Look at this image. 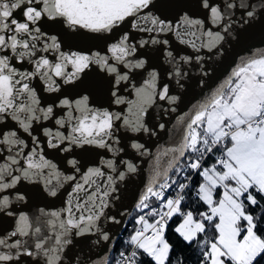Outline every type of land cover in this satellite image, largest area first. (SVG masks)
I'll return each instance as SVG.
<instances>
[{
    "label": "snow or ice",
    "instance_id": "obj_1",
    "mask_svg": "<svg viewBox=\"0 0 264 264\" xmlns=\"http://www.w3.org/2000/svg\"><path fill=\"white\" fill-rule=\"evenodd\" d=\"M171 6L163 0H0V223L13 222L10 231L0 230V264H92L82 255L84 248L91 235L109 240L99 222L118 223L106 209L117 182L136 171L122 156L128 148L149 154L137 138L156 134L145 122L148 110L158 101L169 107L178 102L170 82L182 88L183 67L193 62L191 55L174 54L169 39L160 37L172 35L196 53L206 49L222 56L225 44L238 42L246 30L264 22V0H194L203 18L186 10L170 18L164 10ZM133 31L147 37L136 39ZM76 41L95 43L79 47ZM202 59L195 56L197 64ZM96 94L106 98L108 107L96 105ZM190 112L180 118L179 144L163 153L171 154L164 182L159 190L153 188L161 176L157 170L137 207L148 208L149 196L159 200L177 184L169 170L191 169L202 178L196 195L207 211L199 212L200 219L192 211L182 213L179 193L162 202L161 211L149 213L158 216L155 222L139 216L136 223L142 228L129 240L133 250L121 253L119 264H138L141 256L150 264H166L171 245L165 229L177 213L183 220L175 231L185 241L193 242L208 229L214 232L200 242V264L264 260V213L250 211V206L264 208V48L241 57ZM48 121L54 130L43 127ZM34 126L42 128L49 149L91 151L98 159L84 168L70 155L68 170L60 168L33 135ZM125 139L128 143L122 144ZM218 147L214 163L202 168ZM188 153L196 158L180 164ZM66 186L70 191L63 207L27 208L31 197H56Z\"/></svg>",
    "mask_w": 264,
    "mask_h": 264
},
{
    "label": "water",
    "instance_id": "obj_2",
    "mask_svg": "<svg viewBox=\"0 0 264 264\" xmlns=\"http://www.w3.org/2000/svg\"><path fill=\"white\" fill-rule=\"evenodd\" d=\"M163 2L172 5L164 10L170 18L175 17L181 10L189 11L194 16L203 18V14L194 7V0H163ZM125 29L130 30V25H125ZM131 35L136 39H139L141 36L147 37L145 33L134 31L131 32ZM160 38L169 39L174 54L191 55L193 62L183 67V71L187 73V76L181 81L183 84L182 88L175 84L174 79L170 82V94L179 96L180 99L178 102L169 107L165 102L158 101L157 104L148 110L145 122L156 134L139 133L137 134V138L149 150V154L140 155L128 148L122 156L124 159L131 160L136 166V171L126 173L124 180L117 182L115 185L116 191L111 195L110 206L106 209V215L114 216L118 223H113L106 218H102L99 222L102 231L108 233L109 240L105 241L100 239L98 235H91L88 241L89 246L84 248L82 255L87 256L92 264H108L110 254L119 233L123 230L126 221L130 218L133 211L138 208L137 204L141 196L145 194L146 188L150 185L157 170L161 172V176L157 178V183L152 186L154 187L164 180L163 171L171 159V154L164 156L163 153L167 148L178 145L182 138V128L184 125L181 124L180 118L186 113L191 114L190 110L193 106L201 102L211 90L216 88L229 75L241 57H246L252 52L264 48V22L257 23L246 30L238 42L232 41L225 44L224 54L222 56H217L215 53L210 54L206 49H201L199 53H196L192 48L179 44L172 35L161 36ZM75 43L79 47H88L91 43L95 42L76 41ZM196 55L203 57L199 64L195 61ZM166 69L167 65H163L160 69L162 72V80L165 82H167ZM36 83L37 81H33L34 86ZM41 95L42 98L48 100L47 93H41ZM94 99L97 106L108 107L107 100L103 96L96 94ZM165 108L168 110L165 111ZM172 108H175V111H172ZM113 109L120 110L116 106H113ZM7 122L13 123L10 120ZM161 123L165 124L164 129L158 127ZM42 124L43 127H50L54 130L53 122H42ZM121 133H123V129H121ZM23 135L27 138L26 134ZM33 135L40 137L47 157L52 159L62 169L68 170L66 158L70 155L76 156L84 168L90 166L93 161L98 159L91 151L84 152L80 149H75L73 153L66 154L60 153L58 150L49 149L40 126H34ZM127 143V139L122 141V144ZM157 166H159V169ZM120 170L123 171L124 168L121 166ZM67 191H70V188L66 186L58 192L56 197L33 196L29 199L27 208L32 211H35L38 207L59 209L63 207V203L67 197ZM12 223L11 218L0 223V230L7 229L10 231ZM80 247V245H76L78 254Z\"/></svg>",
    "mask_w": 264,
    "mask_h": 264
},
{
    "label": "trees",
    "instance_id": "obj_3",
    "mask_svg": "<svg viewBox=\"0 0 264 264\" xmlns=\"http://www.w3.org/2000/svg\"><path fill=\"white\" fill-rule=\"evenodd\" d=\"M220 154V148L218 147L212 155L209 156L208 160L205 163V167L212 165L215 161L216 156ZM184 160V159H182ZM181 160V161H182ZM199 174L195 177L194 185L198 186L200 182ZM184 199L181 202V208L184 210L192 211L195 216L199 217V212L207 211V206L203 204L202 201H199L198 197L192 196V187H189L184 193ZM264 205V201L261 202ZM250 211L253 215L259 216L264 213V208L260 206L251 207ZM139 213V208H136L131 214L130 218L125 223L124 232L130 233L131 228L137 225V216ZM183 218H180L178 214H174L171 219H168L166 229H165V238L171 245V251L169 253V258L166 261V264H200L201 255L200 242L205 239H211L214 235V232L211 229H208L205 233L198 234L196 240L193 242H188L180 236L179 233L175 231L177 225L182 221ZM261 234H264V227L261 228ZM120 239H117L114 243V247L109 257L108 264H114L117 253L120 249ZM138 264H150V258L141 256ZM260 264H264V260H261Z\"/></svg>",
    "mask_w": 264,
    "mask_h": 264
},
{
    "label": "built area",
    "instance_id": "obj_4",
    "mask_svg": "<svg viewBox=\"0 0 264 264\" xmlns=\"http://www.w3.org/2000/svg\"><path fill=\"white\" fill-rule=\"evenodd\" d=\"M212 154L213 153L209 154L205 158V160H204V162L202 164V168L205 166L206 161L208 160L209 156L212 155ZM189 156H192L193 159L196 158L191 153H188L183 158L184 160L180 161V164H184L187 161ZM177 166H179V165H177ZM202 168H201V170H202ZM197 175H198V171L194 172L191 169H186L185 172L180 173V174H177L175 172V170L172 169L168 173V176L171 179L177 180V184H174L170 188L165 189L164 190V196L161 199H159V200L156 197L149 196V199L146 201V203L148 204V208H145V209H142V210L139 208V213H138L137 219L139 218V216L144 215L145 219H147L149 223L155 222V220L158 219V216L149 215V213L152 211V209H156L157 212L161 211L162 202H166V200L170 199V198H172V199L176 198L178 193H179V195L184 196L185 191L189 187H192V196L193 197H197L196 192H197L198 186L194 185V180H195V177ZM185 177H188V179H185ZM163 182H164V180L161 183H163ZM179 183H185V184H187V187L185 189H183V190H180L179 187H178ZM160 184L155 185L153 188L155 190H159V185ZM163 210L166 211V209H163ZM187 211H190V210H184V209L181 208V212L182 213L183 212H187ZM177 214L180 216V218H183V216L180 213H177ZM124 228H125V225H124ZM124 228L119 233V235L117 237V239H120L121 244L119 246L120 249H119V251L117 253V256H116V259L114 261V264H119V262L121 260V255H120L121 253L127 254V253H130L133 250L132 245H130V243H129L130 237H131V235H133L135 233L136 230L141 229L142 225H138V224L135 225L134 227L131 228V232L128 233V234H127V232H124ZM148 235H151V232H149Z\"/></svg>",
    "mask_w": 264,
    "mask_h": 264
},
{
    "label": "crops",
    "instance_id": "obj_5",
    "mask_svg": "<svg viewBox=\"0 0 264 264\" xmlns=\"http://www.w3.org/2000/svg\"><path fill=\"white\" fill-rule=\"evenodd\" d=\"M204 167H205V166H204ZM201 180H202V178H200V182H201ZM200 182H199V183H200ZM193 215H194V218H195V219H200V217L197 218V217L195 216L194 213H193ZM182 220H183V219H182ZM181 223H182V221L177 225V227H178ZM177 227H176V228H177Z\"/></svg>",
    "mask_w": 264,
    "mask_h": 264
},
{
    "label": "rangeland",
    "instance_id": "obj_6",
    "mask_svg": "<svg viewBox=\"0 0 264 264\" xmlns=\"http://www.w3.org/2000/svg\"><path fill=\"white\" fill-rule=\"evenodd\" d=\"M201 182H203V181L201 180ZM201 182H200V183H201ZM200 183H199V184H200ZM216 198H218V196H217Z\"/></svg>",
    "mask_w": 264,
    "mask_h": 264
}]
</instances>
